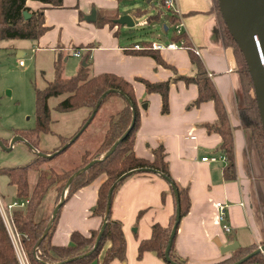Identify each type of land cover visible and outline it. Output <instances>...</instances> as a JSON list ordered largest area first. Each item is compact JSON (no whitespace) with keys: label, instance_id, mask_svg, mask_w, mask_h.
Returning <instances> with one entry per match:
<instances>
[{"label":"crops","instance_id":"0c3cea01","mask_svg":"<svg viewBox=\"0 0 264 264\" xmlns=\"http://www.w3.org/2000/svg\"><path fill=\"white\" fill-rule=\"evenodd\" d=\"M175 2L183 24L182 29L202 60L233 126L236 167L234 180H226L223 176L226 159L217 149L220 135L217 132H207L203 126L204 123L214 122L217 117L213 102L210 100L191 105L197 96L196 84H186L183 80L172 82L168 93V112L163 114L160 110V95L156 92L145 93V87L139 80L143 78L150 82H161L172 78L175 72L179 75H194L195 66L191 64L188 52L181 47L159 50L161 58L174 67L170 69L150 56L126 52L133 49L134 44L143 46L144 42L122 44L120 25L106 22L97 26L94 23L99 11L118 16L127 13L133 18L135 10L121 11L117 0H62V7L44 9V21L48 26L45 33L37 40H22L27 41L26 43L33 42V49L36 51H51L54 59L65 56L64 61L67 56H72L79 58L80 64L81 57L87 53L91 73H113L131 82L139 107V124L135 132L133 152L138 157L151 159V149L160 143L164 146L170 175L180 186L188 185L190 199L189 210L179 220L175 232L176 253L188 264H208L230 255L229 252H221L216 241L225 245L235 240L238 246L244 247L264 244V198L261 186L258 188L255 183H251L246 173L244 155L249 138L248 132L240 127L239 122L238 109L242 105V99L236 73L237 63L232 47L225 44L223 24L215 1ZM26 4L32 9L42 5L30 0ZM92 7L96 9V19L88 22L83 16ZM165 26L167 29V25ZM172 35L170 41H173ZM76 46L79 47L75 49ZM3 48L8 51L20 50L21 55L25 54L22 51L25 48L23 44L10 43ZM75 50H79L81 55H72ZM78 67L79 65L76 71ZM114 105H117V111L121 101L116 100ZM116 111L108 113L107 121L110 114ZM10 137L12 138L11 135ZM21 142L27 146L25 142ZM29 152L34 155L30 148ZM204 156H214L216 160L202 161ZM104 179V174L98 175L92 182L76 190L61 205L51 235L54 245H67L72 231L89 235L91 230L101 226L102 219L92 215L91 210L96 202L98 186ZM168 189L165 179L157 173L132 174L119 185L112 196L110 212L113 219L121 222L125 257L122 260L114 258L109 264H168L149 251L137 257L138 244L151 236L152 224L166 226L169 222L174 198ZM253 191L254 197L251 200ZM2 198L4 196L0 195V202L4 205ZM219 201L227 206L225 212L226 222L230 225L229 232L222 229L217 218L216 202Z\"/></svg>","mask_w":264,"mask_h":264},{"label":"trees","instance_id":"16d2710c","mask_svg":"<svg viewBox=\"0 0 264 264\" xmlns=\"http://www.w3.org/2000/svg\"><path fill=\"white\" fill-rule=\"evenodd\" d=\"M27 1L28 0H0V41L11 39L37 40L48 29V26L45 25L44 21V9L46 7H62V0H30L37 1L42 4L40 7L32 9L27 6ZM117 1L121 2L124 0ZM214 1L218 9L217 1ZM24 12L28 14L27 17H25ZM134 14L140 16L142 15V12L141 10H136ZM218 14L223 24V36L226 40L225 44L232 47L237 63L236 73L242 99V105L238 109L240 127L244 131H248L251 134L253 148L257 154L262 167V172L264 174V138L256 99L254 95L250 93L253 89L251 77L244 57L234 39L228 32L219 9ZM117 16V14H105V12L99 11L97 19L94 23L97 26H101L106 22L114 25L115 23L112 22V19L117 18ZM151 18H154L155 21H159L160 19L159 14L147 16V19ZM169 21L171 24H175L178 21V16L172 10H170ZM171 39L173 41H183L181 48H184L188 52L190 62L195 66L196 72L194 75H179L175 72V75L172 78L161 82H150L149 80L143 78H140L139 80L145 87V93L149 94L151 92H156L160 95V110L163 114L168 112V93L169 86L172 82H175L176 80H183L186 84H196L197 96L191 102V105H199L201 102L210 100L213 102L217 117L214 122L204 123L203 126L206 128L207 132H217L220 135L221 140L217 149L225 156L226 159V163L223 168V176L226 180H234L236 178V167L234 138L232 133L233 126L229 121L224 103L215 85L209 78L202 60L197 56L195 48L184 31L181 32V34H173ZM142 45L143 46L140 49H128L126 52L150 56L159 64H162L167 68L174 69L173 66L167 64L161 58L159 50L151 47V42H144ZM78 47L79 46H76L75 49ZM59 59H57L53 64V80L48 82L42 89L37 87L34 89L35 126L29 130L13 128L10 130L11 133L13 132L12 134L21 136L27 143L43 152V150L39 148V136L42 133L51 132V118L48 100L52 97H61L55 107L58 112H66L78 108H87L88 114L90 115L100 95L109 89H114L115 91H109L106 93L98 109L106 99L114 96H117V98L120 99L121 105L116 112L110 114L107 121V127L104 131L100 144H98L96 149L92 152L84 151L82 153V163L75 168H70L69 170H65L60 173H53L50 175V178H47L48 174L39 168V164L51 159L52 157H42L36 154H34V158L27 164L0 167V176L5 175L8 179V184L15 187L16 198L20 200H28L24 207L14 208L10 211V214L12 215L10 220L14 231L20 236L21 245L29 263L109 264L114 258L121 260L124 259L125 238L121 222L111 217L110 209L105 228L95 248L94 244L101 226L97 229L91 230L89 235H83L76 230L72 231L70 233V241L67 245H54L51 242L52 231L57 222L61 207L53 219L48 232L39 242L35 255L34 247L39 241L52 213L51 212L48 215L42 210V202L45 195L49 193L51 189H60V192L62 193L68 177L75 170L84 166L92 158H97L101 154L105 153L128 128L132 119L133 107L135 120L131 130L116 145L112 154L101 161L95 162L86 171L82 172L72 180L67 189L64 202L76 190L92 182L98 175L104 174L105 179L98 186L96 202L91 210L92 215L99 216L103 220L107 205V194L111 184L116 178L124 172L142 167L158 171L162 175V178H164L163 176L166 177L164 179L168 184V190L174 198L173 212L170 215L169 222L166 226H162L158 223L152 224L151 236L147 239L141 240L138 244L137 257H141L144 252L149 251L154 253L166 263L170 264V262L165 258V250L169 242L171 228L175 223L177 207L179 208V220L189 210L190 199L188 196V185L180 186L171 177L168 162L165 159L164 146L161 143L151 149V153L153 155L151 159L138 157L134 154L133 143L135 139V132L139 124V107L137 105V100L131 82L113 73H91L89 63L87 62V53L83 54L81 57L82 61L85 60V64H82L81 61L76 73L72 76L66 77L62 75V63L59 62ZM81 127L82 126H80V128ZM63 142L64 141H62L61 144ZM66 148L61 150L60 153L65 151ZM31 171H35L36 173V181L32 187L29 186L28 180V174ZM148 173L154 172L138 171L133 174ZM125 178H123L114 187L111 199ZM164 194L165 192L162 193V198H164ZM178 223L176 224V229ZM174 241L175 234L171 239L168 251L169 258L178 264H188L186 260L179 257L176 253ZM255 249H257V246L254 244L245 247L239 245L234 250L230 251V255L225 259L208 264H230L241 259L243 256L251 253ZM0 264H20L1 213ZM240 264H264V256L261 252H258Z\"/></svg>","mask_w":264,"mask_h":264},{"label":"rangeland","instance_id":"374dc122","mask_svg":"<svg viewBox=\"0 0 264 264\" xmlns=\"http://www.w3.org/2000/svg\"><path fill=\"white\" fill-rule=\"evenodd\" d=\"M121 11L141 10L142 15L137 16L133 13L134 25L132 27L121 26L120 38L122 44H134V42H158L167 44L170 36L174 33V26L168 20L170 10L161 5L153 4L149 0H124L119 2ZM177 8V6H175ZM134 11V12H135ZM159 14V21L154 18L147 19V16ZM164 24L167 29H164ZM122 31V32H121ZM29 41V40H28ZM22 39H11L0 41V139L7 147L10 145L11 129L29 130L35 126V87L42 89L54 78L53 63L56 59L62 63V75L68 77L76 73L80 59L77 57L65 56L53 58V53L45 49H33V42L26 43ZM15 43L23 44L22 50L25 54L18 55L19 50H5L4 46ZM131 44V45H132ZM35 46V45H34ZM22 65H19V61ZM253 94L252 90L250 91ZM61 97L50 98L48 106L50 108V128L51 132L42 133L39 136V148L46 154H52L67 143L79 131L89 117L87 108H78L66 112H58L55 107ZM119 100L117 96L110 97L104 101L95 115L87 124L74 142L69 144L65 151L55 154L51 159L39 164V168L47 173V178L56 172H63L70 168H75L82 163V153L84 150L92 152L100 144L104 131L107 127V115L109 112L116 111L117 105L114 103ZM248 131H246L247 133ZM248 148L245 152L246 173L251 183L261 186L264 198V174L253 148L251 134ZM7 137V138H6ZM64 141L62 144L61 142ZM91 154V153H90ZM34 155L30 154L29 148L21 141L14 142L13 146L6 150L0 147V167L19 166L30 162ZM29 186L32 187L36 181L35 171L28 174ZM60 189H51L42 202V210L45 214H50L59 201ZM0 195L5 207L7 203L16 198L15 189L9 185L6 177L0 176ZM254 191L251 194V200ZM255 202V201H254ZM22 208V207H21ZM8 220L11 219L10 210H7ZM2 216V215H1ZM11 222V221H10ZM12 224V223H11ZM12 230L14 229L11 225ZM9 235L10 231L7 227ZM14 231V230H13ZM15 232V231H14ZM20 237V236H19ZM244 257V256H243ZM233 263V262H232ZM231 264V263H230Z\"/></svg>","mask_w":264,"mask_h":264},{"label":"water","instance_id":"95a60500","mask_svg":"<svg viewBox=\"0 0 264 264\" xmlns=\"http://www.w3.org/2000/svg\"><path fill=\"white\" fill-rule=\"evenodd\" d=\"M219 12L221 14V17L223 19V22L230 33L231 37L234 39L236 45L240 49L245 63L248 67V71L251 77L252 81V92L256 99V104L258 108V113L260 117V122L262 126L263 131V138H264V0H216ZM25 17L28 16L26 12H24ZM83 18L88 22H93L96 19V9L94 7L91 8L90 12L83 16ZM112 22L121 26L126 27H132L134 25L133 18L130 14H121L117 18L112 19ZM164 29H166V26L164 25ZM21 55V51H18V55ZM82 64H85V60L82 61ZM109 91H115L114 89H109L106 92L102 93L96 102L92 112L90 113L89 117L85 121V123L82 125V127L79 129V131L67 142L65 143L61 148H59L57 151H55L52 154H46L43 153L36 148H34L32 145L27 143L24 138H22L19 135H14L11 138L9 147L5 146L0 139V147L9 150L13 143L15 141H23L27 144V146L32 150V152L38 156L42 157H53L55 154L59 153L61 150L65 149L71 142L75 140V138L79 135V133L89 124L93 116L95 115L99 105L101 104L103 98L105 97L106 93ZM143 107L145 108V104H143ZM135 120V112L132 107V119L128 126V128L125 130V132L113 143V145L103 154H101L97 158H92L89 162H87L84 166L78 168L75 170L67 179L64 188L61 193V197L58 201V203L55 205V207L52 210V213L50 215L49 221L39 239L36 246L34 247V255L36 254V250L38 247L39 242L41 239L46 235L48 232L53 219L55 218L59 208L64 203V198L67 192V189L72 182V180L81 174L82 172L86 171L91 165H93L97 161H101L108 157L110 154L113 153L116 145L127 135V133L131 130ZM138 171H152L154 173L159 174L161 177L162 175L151 168H137L132 169L127 172H124L121 174L118 178L114 180V182L111 184L108 194H107V205L105 209V215L102 220L101 228L97 234L96 241L94 244V248L97 246V243L100 239V236L105 228L108 212L110 209V203H111V195L112 190L114 187L125 177L132 175L133 173H136ZM166 178L165 176H163ZM179 222V208L176 209V219L173 227L171 228V233L169 236V242L165 250V258L167 261L170 262V264H178L174 261H172L168 256V251L171 244V239L173 238L176 230V224ZM217 245L219 246V249L221 252L226 253L234 250L236 247H238V243L233 240L231 243L221 245L219 241H216ZM264 249V244L260 245L252 251L251 253L245 255L241 259L231 263V264H240L241 262L248 259L250 256L260 252V250ZM61 263V262H60Z\"/></svg>","mask_w":264,"mask_h":264},{"label":"built area","instance_id":"2783aa9c","mask_svg":"<svg viewBox=\"0 0 264 264\" xmlns=\"http://www.w3.org/2000/svg\"><path fill=\"white\" fill-rule=\"evenodd\" d=\"M152 2V5L153 4H157V5H161L163 6L164 8L168 9V10H172L174 11V13L178 16L179 20L173 24L175 30H174V33L173 34H181V32H183V29H182V22H181V19H180V15H179V10L178 8H176V2L175 0H149ZM182 44H183V41L182 40H179V41H169L167 44H161V43H158V42H151V47L153 49H157V50H161L162 48H169V49H175V48H179V47H182ZM133 48L135 49H140L142 48V46H140L139 44H134L133 45ZM72 55L74 56H80L81 55V52L79 50H75L72 52ZM19 65H22V61L20 60L19 61ZM202 161H207V160H210V161H215L216 160V157L214 156H211V157H202L201 158ZM28 200H15L11 203H8L6 205V207L1 204L0 202V213L2 215V218L5 222V225L6 227H8L9 231H10V234H11V240H12V243H13V246L15 248V252L17 254V257H18V260H19V263L20 264H30L26 255H25V252L22 248V245H21V241H20V237L19 235L14 232L11 228V223L10 222L11 220H8V214H7V210L11 211L12 209L14 208H21V207H24L26 204H27ZM216 207H217V218H218V221L221 223V227L224 231L226 232H229L230 231V225L226 222V204L224 202H216ZM13 226V225H12ZM260 252L263 254L264 256V249L263 250H260Z\"/></svg>","mask_w":264,"mask_h":264}]
</instances>
